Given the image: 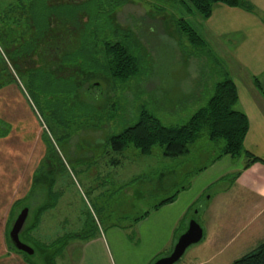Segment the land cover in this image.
I'll return each mask as SVG.
<instances>
[{"label":"rangeland","instance_id":"rangeland-1","mask_svg":"<svg viewBox=\"0 0 264 264\" xmlns=\"http://www.w3.org/2000/svg\"><path fill=\"white\" fill-rule=\"evenodd\" d=\"M187 2H86L90 27L93 29L95 24L104 27L110 21L116 29L113 37L131 48L139 71L131 80L122 82L110 77L105 69L90 67L98 77H89L84 89L77 91L75 83L84 80V76L71 66L69 54L76 57L81 29L69 26L71 37L64 49L69 54L64 52L65 56L62 52L53 61L49 49L63 47L58 36L52 35L49 45H44L39 42L44 38L42 29L33 28L37 23H45L52 9L46 8L45 16L37 18L32 16L31 0H0V229L4 226L7 229V240L12 229L6 218L11 205L24 200L16 214L27 205L29 216L25 227L33 221L32 211L47 207L36 231L39 242L49 244L84 230L109 236L112 228H119L128 236L124 252L130 256L139 248L138 244L150 240L152 230L151 222L137 229V220L152 214L153 207L164 199L181 193L184 181H192L198 169L209 168L223 142L214 143L205 136L189 146V155L171 159L163 156L160 147L154 148L152 156H142L133 147L122 153L114 152L111 137L133 126L142 109L156 115L165 125L186 124L207 104L214 85L225 79L226 74L242 93L256 98L260 109L264 106L263 94L254 90L255 77L264 88V69L260 66L264 58H253L244 52L245 48L237 52L236 47L245 36L230 28L226 29L229 33L218 35L208 20L189 11ZM97 11L100 14L95 17L92 13ZM258 17L264 20V13ZM53 20L58 22L54 17ZM181 20L195 29L204 45H192L179 32ZM37 50L32 59L29 55ZM97 59L102 62L101 56ZM90 61L82 66H92ZM92 84L97 87L90 88ZM243 163L241 159L234 161L236 165ZM48 168L53 180L52 199L42 189H47L49 180L40 183L41 189L31 196L36 177ZM164 171H173L171 177H159ZM229 176L198 196L186 221L196 220L202 228L205 223V237L206 230L209 233L213 230L221 239L211 247L203 239L176 264H234L264 242V212L252 217L248 212L241 224L223 230L224 211L229 207L233 216L237 204L234 195L221 200L214 196L229 185ZM55 201L58 202L53 204ZM239 202L244 205L245 200ZM260 223L262 226L257 227ZM183 229L184 226L178 233ZM173 248L151 264L170 255ZM63 254L57 264H76L81 258L80 248H67ZM22 257L25 264H45L38 253L30 256V260L23 254ZM127 264L133 263L129 260Z\"/></svg>","mask_w":264,"mask_h":264},{"label":"trees","instance_id":"trees-1","mask_svg":"<svg viewBox=\"0 0 264 264\" xmlns=\"http://www.w3.org/2000/svg\"><path fill=\"white\" fill-rule=\"evenodd\" d=\"M31 1L33 17L40 18V16H45L46 8L52 9V14L49 18H45V23H37L33 28L37 30L42 29L41 31L43 32L44 38L39 39V42L44 45H49L47 43L52 41V35L58 36L59 42L62 43L63 47H53L49 49L51 51H49L48 54L53 57V61H55L57 56L62 52L63 55L67 53L64 49L68 42V37H71V35L68 34L69 26L74 25L77 30L81 29L79 33L80 38H78L79 40L77 39L79 43L75 47L76 57L67 53L69 54V59L71 61L69 63L71 66H74V69L84 76V80L81 82L77 80L75 83L74 87L77 91L84 89V83L88 82L87 79L89 77H98L99 74L90 70V67L91 69L95 68L97 70L105 69L110 77L122 82H127L137 76L139 71L137 57L133 54L129 46L113 37L116 29L111 26V22L108 21L107 26L105 25L104 27L95 24L93 29L90 27V24L87 23V15L89 14L87 3L95 0H82V2L76 3L69 2V0ZM40 1L43 2V8L40 6ZM55 1L57 2L56 6H54ZM187 3L189 11L195 12L205 20L211 18L216 5H224L229 8H237L249 13H255L254 5L247 0H188ZM52 7H58V10H54ZM92 14L97 17L100 12L97 11V14ZM53 17L55 20L57 19L58 22L52 21ZM79 19L80 21L78 22ZM73 20H75L74 23ZM178 27L179 32L186 35L192 45H204V39L200 37L187 21L181 20ZM33 49H35V47ZM38 52V50L32 51L29 56L33 59ZM65 56L63 58H65ZM98 56L102 57L101 63L97 59ZM90 59L92 66H88V68L87 66H82L83 63H87ZM82 60H84V62ZM59 67L62 68L63 65ZM10 74L14 77L12 73ZM72 77L73 76L70 78ZM254 85L264 97L262 81H260L258 77L254 78ZM95 86L96 85L92 84L90 88L93 89ZM238 102V87L234 80L226 74L225 79L214 85L207 104L198 109L186 124L165 125L156 115L146 109H142L137 122L133 126L111 137L110 142L112 149L114 152L122 153L126 149L133 147L142 156H152L154 154V148L160 147L163 150L164 157L176 159L187 156L190 153L189 146L206 136L211 142H223V147L215 160L222 159L223 157H230L235 161L244 156L247 158L244 170H248L256 163L264 165L263 159L255 157L245 151L244 143L249 132V119L244 112L237 109ZM80 107L81 103L78 101L77 108ZM50 175L51 169L48 168L46 173L36 177L34 186L30 192L31 196L35 194L38 188L41 189V187H39L40 183L49 180L47 189L45 187L42 189L46 190L45 193L48 199H52L53 180L50 179ZM240 175L241 172L229 176L228 179H230L229 181L236 182ZM175 198L176 196L164 200L156 207L171 203ZM57 202L58 201H55L53 204ZM22 203H25V201L16 202L11 209L9 215L10 228L13 226L18 216L16 214L17 207L21 206ZM48 206H50V204ZM25 207H27V205L23 208ZM46 208L47 207L42 206L37 207L34 211L30 210V213L32 211L33 221L27 227L24 226L20 233L21 241L31 246L35 254L38 253L41 255L45 264H57V259L64 255L63 253L70 241L89 240L98 233V231L95 230H84L79 234L63 236L49 245L43 244L33 236V232L39 227L42 214L45 213ZM7 241L10 247L16 250L10 239ZM18 253L25 255L29 260L32 258L23 252L18 251ZM35 254L33 256H35ZM234 264H264V242L240 260L235 261Z\"/></svg>","mask_w":264,"mask_h":264},{"label":"crops","instance_id":"crops-1","mask_svg":"<svg viewBox=\"0 0 264 264\" xmlns=\"http://www.w3.org/2000/svg\"><path fill=\"white\" fill-rule=\"evenodd\" d=\"M247 1L255 8L257 7L258 11L249 13L242 9L216 5L208 21L211 29L217 31L218 35L229 33L226 29L230 28L245 36L240 46L235 48L237 52L245 48L244 52H248L254 56L253 58H264V20L258 17V14L264 13V0ZM245 64L250 65L249 62H245ZM260 66L264 69V63H261ZM237 87L239 91L237 109L244 112L249 119V132L244 143L245 151L264 160V106L261 107V111L256 98L242 93L238 85ZM256 89L254 85V90L260 93ZM240 159L241 161L244 160V163L242 165L237 164L238 166L230 157L213 160L209 168L198 169L197 174L191 178L192 181L189 183L184 181L185 185L181 186V193L177 194L173 202L156 207L164 200L171 198L168 197L155 205L152 214L147 213L145 218L135 224L137 229H141L146 223H153L149 233L151 238L149 237L150 240L146 243L138 244L140 245L139 248L132 251L130 256H126L124 252L126 237L128 236L119 228H112L109 236L104 232H99L89 240L70 241L67 246L68 249L70 247L73 250L80 248L81 258L76 264H127L129 260L133 264H151L157 257L174 247L178 234L181 232L178 233V229H182L184 226V231L181 234L187 230L189 222H186L187 216L197 202L198 196L223 178L239 172L241 175L236 182L230 181L228 186L218 191L214 196L221 200L234 195L235 205L237 204L233 209L235 212L233 216H231L232 213L229 214V207L224 211L226 227L223 230L232 227V224H241L242 220L247 219L248 212L251 217L253 215L258 216L264 212V165L256 163L248 170H244L247 158L242 156ZM163 169L166 170V167ZM172 172L164 171V173L159 174V177H171ZM194 191L195 194H192ZM1 197L2 195H0ZM242 200H245L244 205L239 202ZM11 209L12 205L10 212ZM9 215L6 217L7 220ZM6 224L8 223L6 222ZM260 226H262L261 223L257 227ZM206 227L204 223L203 231ZM6 230L5 226L0 229V264H25L22 254L8 245ZM37 230L38 228L33 232L34 237L37 236ZM203 239H206L207 245L211 247V245H216L221 238L214 235L213 230L210 233L206 230V237ZM230 261L233 263L234 259Z\"/></svg>","mask_w":264,"mask_h":264},{"label":"water","instance_id":"water-1","mask_svg":"<svg viewBox=\"0 0 264 264\" xmlns=\"http://www.w3.org/2000/svg\"><path fill=\"white\" fill-rule=\"evenodd\" d=\"M29 216V208H24L17 216L12 229L9 233L10 241L13 247L20 252H23L29 256L35 254L34 249L22 242L20 239V233L23 230L25 223ZM204 238L203 228L196 220H191L189 222L187 230L178 237L177 242L173 248V251L167 257L158 259L153 264H176L185 255L186 251L199 244Z\"/></svg>","mask_w":264,"mask_h":264}]
</instances>
